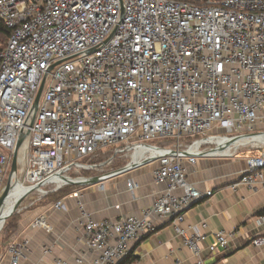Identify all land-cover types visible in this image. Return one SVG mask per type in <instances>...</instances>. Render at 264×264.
Here are the masks:
<instances>
[{
    "label": "built area",
    "instance_id": "2783aa9c",
    "mask_svg": "<svg viewBox=\"0 0 264 264\" xmlns=\"http://www.w3.org/2000/svg\"><path fill=\"white\" fill-rule=\"evenodd\" d=\"M259 125L264 0H0V194L21 139L28 159L24 182L18 174L16 182L27 186L57 178L61 184L50 191L60 190L75 185L70 180L82 169L101 174L115 160L124 163L107 173L156 161L153 178L164 184L140 216L95 220L79 201L82 246L72 260L56 256L53 264H119L164 220L200 256L209 225L182 224L189 208L214 192L189 182L184 160L194 165L231 138L234 144L262 132ZM218 138L227 140L204 144ZM108 149L103 162L80 161ZM127 185L138 186L133 179ZM237 186L264 189V153L247 157ZM97 188L105 190V181ZM34 227L50 230L47 215ZM16 235L8 264H22L30 252L29 238L16 242ZM212 235L210 252L228 249L230 235ZM252 244L263 247L264 236Z\"/></svg>",
    "mask_w": 264,
    "mask_h": 264
},
{
    "label": "crops",
    "instance_id": "0c3cea01",
    "mask_svg": "<svg viewBox=\"0 0 264 264\" xmlns=\"http://www.w3.org/2000/svg\"><path fill=\"white\" fill-rule=\"evenodd\" d=\"M256 140L235 144L234 153L227 156L199 155L194 165L184 160L189 182L200 190L214 192L212 197L191 206L182 224L187 229L203 221L209 225L200 256L184 246L170 221L164 220L157 223L156 232L138 242L132 254L119 264H263L264 246H254L252 238L264 236V189L252 191L247 186L233 187L247 168V157L264 153L263 150L256 154L249 152L250 145L264 144V136L259 135ZM157 167L156 161L146 162L106 178L103 191L98 190L97 184L83 186L61 199L62 209H55L54 202L43 208L42 215H47L50 230L44 227H31L30 230L29 227L27 235V231L21 230L30 240L28 263L53 264L56 256L74 258L82 246L84 231L79 201L95 220L142 215L164 188V184H157L153 178ZM130 179L138 184L133 191L127 185ZM219 230L230 235V245L225 251L212 253L208 246L214 242L213 231ZM45 247L50 248V252H44Z\"/></svg>",
    "mask_w": 264,
    "mask_h": 264
},
{
    "label": "rangeland",
    "instance_id": "374dc122",
    "mask_svg": "<svg viewBox=\"0 0 264 264\" xmlns=\"http://www.w3.org/2000/svg\"><path fill=\"white\" fill-rule=\"evenodd\" d=\"M260 129L264 131V126L259 125L257 132H259ZM261 136H264V135H261ZM247 148L249 149V152L251 154H256L258 150H263L264 152V144L261 142L258 144L250 145ZM107 152L108 153L98 152L96 155L92 156L91 158L90 157L81 158L80 161L89 162V163L103 162L107 158L108 154L112 152V150L108 149ZM27 159H28L27 155L26 154L24 155V151L21 148V151L19 153L18 160H17V165H18V178L22 182H24L23 175H24V171L27 166L26 165ZM123 163H124V160L113 161L111 165H107L106 167L103 168L105 170L104 173L110 169H113L117 166L122 165ZM11 167L8 173V177L11 171ZM101 170L102 168L82 169L81 172L78 173V175L83 174L84 176H96L98 173H100ZM81 187L83 186L82 185L81 186H76V185L65 186L64 188L60 190L49 191L48 194L42 195L41 197L40 196L38 197L36 194H33V195L29 194L31 195L29 197L30 199L28 198L29 195L26 196L25 199L27 200L16 205L13 209V204L17 200L15 199L14 203L11 206V210L13 211L10 213V215L8 216V218L6 219L5 223L3 224L0 230V264H8L7 257H6L7 249H8L7 246L10 244V242L14 240L15 234H18L16 235L17 239H15V241L21 242L23 238L25 237V235H23L21 230L27 231V228L29 227H30L29 229L31 230L32 224H34L37 218L42 216L43 208H47L51 203L64 198L65 195ZM20 226H23V227L20 228ZM25 234L26 235L29 234V231L25 232ZM28 258H29V255H27V257L23 260L24 264H29L28 263L29 260L27 261Z\"/></svg>",
    "mask_w": 264,
    "mask_h": 264
},
{
    "label": "bare ground",
    "instance_id": "6f19581e",
    "mask_svg": "<svg viewBox=\"0 0 264 264\" xmlns=\"http://www.w3.org/2000/svg\"><path fill=\"white\" fill-rule=\"evenodd\" d=\"M259 135H263V134L260 133ZM259 135L250 136V137H243L241 140H238L234 144L227 146V148H225L223 150H218V148L216 147L213 149L211 148L212 150L209 149L211 151L207 150L206 153H207V155H211V154L225 155V156L230 155V154L234 153L233 147L235 144H243V141H257L256 137H258ZM226 140L227 139H222V138L221 139L220 138L210 139L208 141H204V144H208L207 147H210L212 143H215V144L219 143L220 144ZM23 151H24V155H25V150L23 149ZM142 158H143V151H139L135 154L134 161L136 163H140V160ZM107 172L108 171H106L105 173H107ZM105 173H103V174H105ZM76 180L78 181V183L86 182V180H84L83 178H78ZM61 182L62 181L60 179L56 178V179L50 180L49 184H47L46 186H44L38 190L33 191L32 186H34V185L27 186V185L23 184L22 182L17 181L16 186L13 188V190L11 191V193L8 197V200L0 206V230L3 226V224L5 223L6 219L10 215V213L13 211V210H11V206L14 203L15 199L18 200V199H21L22 197L25 199V197L28 196L29 194H31V195L36 194L38 197L39 196L41 197L43 194L49 193L50 190L57 188V186L60 185ZM17 200L13 204V209L16 206Z\"/></svg>",
    "mask_w": 264,
    "mask_h": 264
},
{
    "label": "water",
    "instance_id": "95a60500",
    "mask_svg": "<svg viewBox=\"0 0 264 264\" xmlns=\"http://www.w3.org/2000/svg\"><path fill=\"white\" fill-rule=\"evenodd\" d=\"M42 86L37 94V97H36V102L33 106V111L34 113L37 111L38 109V105H39V102H40V97L42 95V92H43V89H44V81L42 82ZM260 133H264V131L262 132H259V133H252V134H247V135H244V137H250V136H255V135H259ZM236 140V138H231L230 140H228V144L229 145H232L233 142ZM22 141L23 139H21L16 147H15V152L13 154V158H12V162H11V171H10V174H9V177L7 179V183L3 189V191L1 192L0 194V206L5 203L7 200H8V197L11 193V191L13 190V188L16 186V179H17V174H18V165H17V160H18V156H19V153H20V147H21V144H22ZM185 155H189L190 153L188 151H185L184 152ZM203 155H206V154H203ZM136 166H139V164H134V165H131L130 167H124V168H120L118 170H115L114 172H110V173H107V174H97L96 176L94 177H87V176H84L83 174H79L80 178H83L84 180H86V183L83 184V183H78V181H73V180H70L71 183L75 184V185H78V186H89V185H96L98 184L99 182H102V181H105L106 178L116 174V173H122V172H126V171H129L130 169L136 167ZM46 185V182H42L38 185H34L32 186V189L33 191L35 190H38L42 187H44ZM33 193V192H32ZM31 195L28 196V198L30 197ZM30 199V198H29ZM27 199H24L23 197L21 199H18L17 202H16V205L26 201Z\"/></svg>",
    "mask_w": 264,
    "mask_h": 264
}]
</instances>
